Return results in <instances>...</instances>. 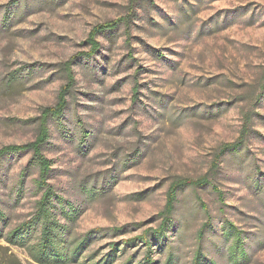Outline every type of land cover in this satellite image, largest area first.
Segmentation results:
<instances>
[{
	"label": "rangeland",
	"instance_id": "374dc122",
	"mask_svg": "<svg viewBox=\"0 0 264 264\" xmlns=\"http://www.w3.org/2000/svg\"><path fill=\"white\" fill-rule=\"evenodd\" d=\"M11 1L0 0V147L35 138L36 117L66 84L59 64L90 50L95 25L130 21L96 36L99 50L73 66L64 126L49 123V181L80 209L74 234L103 229L70 264L98 263L112 242L120 249L109 264H148L147 256L162 264L169 252L175 264H192L198 248L208 264H232L218 232L224 220L243 231L248 259L239 264H264V192L254 184L264 173V0ZM29 64L40 69L29 73ZM13 71L18 80L11 81ZM248 113L243 160L227 154L211 173L225 204L209 185L186 187L165 238L152 236L150 249L142 239L125 242L154 232L171 182L208 173ZM28 158L11 155L0 167V205L11 226L34 212L39 197L33 169L14 198ZM86 188L101 193L92 199ZM199 199L213 226L202 241ZM10 256L35 264L25 249L0 239V263Z\"/></svg>",
	"mask_w": 264,
	"mask_h": 264
},
{
	"label": "trees",
	"instance_id": "16d2710c",
	"mask_svg": "<svg viewBox=\"0 0 264 264\" xmlns=\"http://www.w3.org/2000/svg\"><path fill=\"white\" fill-rule=\"evenodd\" d=\"M13 2H15V0H12L10 3ZM11 13L10 8H6L3 14L4 23L10 21L12 17ZM129 22L128 18H120L95 25L89 32L86 40L90 45V50L74 55L70 59L59 64V69L65 76L66 84L61 87L57 102L53 106L43 107L40 115L36 117L37 133L35 138L29 142L7 144L0 147V167L4 160L11 155L20 153L29 154L26 165L19 172V179L17 181L14 197L15 201H18L22 197L24 192L23 186L27 177L32 174V170L35 169L37 171V175L33 178V182L36 190L35 193L39 195V197L35 202L34 212L27 219L14 226L9 225V216L0 205V239H4L10 245L25 249L35 264H70L81 256L95 232L103 230L102 228H94L90 229L83 236H76L74 234L73 225L79 216L80 209H78L74 203L65 199L61 193L56 191L54 185L50 183L49 179L52 173L51 160L45 155L44 151L49 143L50 121L53 122L55 120L58 125L64 126L61 118L64 116V112L68 106L67 95H69L75 83L73 66L82 57H90L99 50L101 45L96 39L98 34H112L116 32L121 25L128 26ZM28 66L29 73L40 69V67L35 69V64H29ZM14 73L15 71L12 72L11 81L20 78V75L15 76ZM136 91L135 87L134 92L136 93ZM251 121L252 114H246L245 122L239 136L235 140L223 143L219 147L218 152L214 155L208 173L195 179L179 178L171 182L167 189L164 208L160 212L161 222L154 232L147 229L141 235L132 237L125 242L142 239L146 248L150 249L152 245V236L165 238L166 232L173 229L175 225L173 215L176 210L178 194L186 187H202L209 185L216 194L218 201L221 204H225L223 198L224 193L214 182L211 173L213 171L214 173L212 174L216 173L222 158L227 154L239 158L241 161L243 160L242 154L246 153V151L242 150L246 144L248 135L252 132L250 129ZM261 175L263 177L254 182L258 193L264 192V184H262L264 182V173H261ZM84 192L92 199L96 198V196L101 193V191H97L94 188H86ZM199 200L201 209L204 211L206 217L197 230L198 240L202 241L206 233L211 230L213 226L212 215L210 214L207 204L201 199ZM115 230L117 231L119 229L115 228ZM218 232L221 237L230 244L227 249L230 253L232 264H239L248 259L243 231L237 229V227L228 220H224ZM109 244L110 249L107 255L102 257L101 260L95 264H109L117 256L116 254L120 249V244L116 242ZM91 258L92 257H90V259ZM146 260L148 264H158L157 261L151 259L150 256H147ZM210 263L217 264L215 261ZM0 264L22 263L17 257L10 256L8 260ZM162 264H175L174 254L169 252L166 260ZM192 264H208L201 248L195 251Z\"/></svg>",
	"mask_w": 264,
	"mask_h": 264
}]
</instances>
